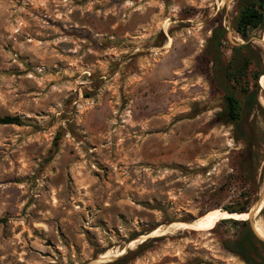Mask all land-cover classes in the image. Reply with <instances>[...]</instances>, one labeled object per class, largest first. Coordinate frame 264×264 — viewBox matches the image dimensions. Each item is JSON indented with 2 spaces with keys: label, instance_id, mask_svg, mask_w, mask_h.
<instances>
[{
  "label": "rangeland",
  "instance_id": "374dc122",
  "mask_svg": "<svg viewBox=\"0 0 264 264\" xmlns=\"http://www.w3.org/2000/svg\"><path fill=\"white\" fill-rule=\"evenodd\" d=\"M242 2L0 0V117L21 120L0 123V264H246L240 223L184 228L262 201L264 242V30L234 31ZM240 44L257 64L227 122Z\"/></svg>",
  "mask_w": 264,
  "mask_h": 264
},
{
  "label": "trees",
  "instance_id": "16d2710c",
  "mask_svg": "<svg viewBox=\"0 0 264 264\" xmlns=\"http://www.w3.org/2000/svg\"><path fill=\"white\" fill-rule=\"evenodd\" d=\"M234 31L242 38H247L250 30H264V0H243L241 3L239 14L233 24ZM224 31L221 26L213 30L211 39L218 40L221 33ZM254 54L250 51L248 44H240L232 48V57L229 60L225 69L226 84L224 89V109L217 116H224L227 122H234L239 118V101L235 97L231 83H238L248 75V69L254 62ZM263 73V70H256L251 73V78L254 81L255 89L248 92L249 99H255L254 96L258 91L257 79ZM263 75L261 76V78ZM261 80V79H260ZM248 89V88H247ZM245 91H248V90ZM1 124H20L21 120L17 116H2L0 117ZM228 212H243L246 207L242 206L239 209H229ZM226 221L225 219H221ZM233 223H240L245 228L234 240L225 242V247L239 256L246 264H264V242L255 240L252 236L247 220H231Z\"/></svg>",
  "mask_w": 264,
  "mask_h": 264
},
{
  "label": "bare ground",
  "instance_id": "6f19581e",
  "mask_svg": "<svg viewBox=\"0 0 264 264\" xmlns=\"http://www.w3.org/2000/svg\"><path fill=\"white\" fill-rule=\"evenodd\" d=\"M263 41H264V37H263ZM263 83V82H262ZM259 207V206H257ZM256 207V208H257ZM253 209V214H255L257 212V209ZM254 216V215H253ZM248 217V213L247 212H227L226 210H222V209H213L211 211H208L207 213H205L204 215L194 219L193 221L186 223L184 228H188L191 226H200L203 224H207L210 223L213 220H220V219H237V220H244ZM252 219V218H251ZM254 231L258 234L261 235V230L257 225H254ZM174 229V228H173ZM176 229V228H175ZM157 230L155 229L154 231H152L151 233H149L147 236L154 234ZM160 232V231H159ZM163 231H161L162 233ZM263 234V233H262ZM264 236V235H263ZM137 241V240H136ZM133 242V241H132ZM138 242V241H137ZM136 242V243H137ZM129 245V244H128ZM131 245V244H130ZM133 247V246H132ZM130 248V247H129ZM115 251V250H114ZM110 255L107 253L103 256L100 257L99 262L104 261L105 259H108ZM107 261V260H106Z\"/></svg>",
  "mask_w": 264,
  "mask_h": 264
},
{
  "label": "water",
  "instance_id": "95a60500",
  "mask_svg": "<svg viewBox=\"0 0 264 264\" xmlns=\"http://www.w3.org/2000/svg\"><path fill=\"white\" fill-rule=\"evenodd\" d=\"M262 205H263V202L261 201L260 203H258L257 204V206H259V207H255L256 209H257V211H260L261 209H262ZM255 208H253V209H255ZM253 209H250V210H248V211H243V212H247L248 213V217L246 218V219H244V220H247V221H249L250 222V219H251V217H252V215H253ZM228 212V211H227ZM230 219V218H229ZM233 220H237V219H233ZM244 220H242V221H244ZM254 233H255V231H254Z\"/></svg>",
  "mask_w": 264,
  "mask_h": 264
}]
</instances>
